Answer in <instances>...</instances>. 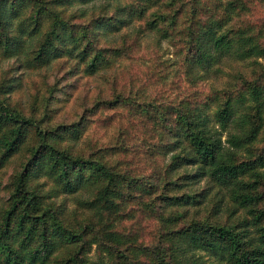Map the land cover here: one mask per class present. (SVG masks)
Segmentation results:
<instances>
[{"label": "trees", "instance_id": "16d2710c", "mask_svg": "<svg viewBox=\"0 0 264 264\" xmlns=\"http://www.w3.org/2000/svg\"><path fill=\"white\" fill-rule=\"evenodd\" d=\"M263 11L264 0H0V57L14 58L24 69L43 68L66 54L65 60L74 61L68 60L70 79L123 63L119 71L132 89L145 81L137 77L141 70L155 77L163 69L192 83L199 71L228 77L219 102L196 92L176 105L136 91L105 100L92 115L118 108L121 117L107 116L108 124H101L109 128L123 117L127 123L114 144L100 145L87 157L77 153L87 116L42 127L27 115L30 105L13 100L20 78H2L0 170L13 157L23 160L11 164L5 205L0 199V264H198L183 255L187 249L224 264H264ZM147 15L148 31L177 39V58L126 71V60H138L139 32L122 34L128 42L119 47H102L100 39ZM138 119L149 120L152 130L139 139L136 153L124 143ZM205 177L209 188L201 196L217 187L234 213L246 212L244 226L259 231L257 237H249L248 228L240 233L208 221L162 228L169 223L164 211L195 202L190 192ZM145 220L157 221L156 232H144ZM93 245L97 262L89 255Z\"/></svg>", "mask_w": 264, "mask_h": 264}, {"label": "rangeland", "instance_id": "374dc122", "mask_svg": "<svg viewBox=\"0 0 264 264\" xmlns=\"http://www.w3.org/2000/svg\"><path fill=\"white\" fill-rule=\"evenodd\" d=\"M90 3L87 8L96 6ZM260 11V10H259ZM151 12V11H149ZM95 15L100 12V9L94 11ZM108 14H112V11ZM264 15V11L260 16ZM152 16H145L134 20L131 26H125L118 33L104 36L100 39V46H121L125 40V44L128 42L124 39L123 35L135 34L137 39V46L139 50H136L138 60H126L124 63L125 70H130L134 64L142 67L147 66L152 61L160 60L161 63L166 64L168 61H174L177 58V52L179 49V43L177 39H161L158 32H150L147 29V22ZM84 22V21H83ZM86 22V21H85ZM140 30V31H139ZM123 34V35H122ZM112 41V42H110ZM127 41V42H126ZM66 54L62 58L52 61L49 65L39 69H24L19 66V63L14 58L3 59L0 57V81L2 78H20L15 81V85L18 86L13 91V100H17L22 107L30 105L31 109L27 112V115H32L36 121H42V127L54 129L58 125H68L74 122H78L82 115L87 116V129H82L81 137L77 144V153L85 154L84 157L90 156L91 151L94 148L101 147L100 145L107 146L115 143V138L118 135L119 127L127 123L126 118H119L111 124V127L105 128L102 124H108L105 120L109 117H121L118 113L119 109L115 111L104 109L97 115H92L99 105L103 106L105 100H113L117 96H130L136 93L141 94L144 92L147 96L156 99H163L165 102L176 105L180 100L185 97L191 98L193 93H197L202 99L216 98L218 102L223 100L221 97L223 83L228 80L226 74H212L206 71H199L200 79L192 83L189 78L173 77L172 74H165L164 70L155 71L153 68L151 72H157V76L151 77L150 73L145 74L141 70L142 74L137 75L141 78L144 76L145 81L142 83H133V89L128 83V78L119 71L120 68H111L105 73L100 72L93 76H87L82 72L76 77L69 78L71 67L68 60H65ZM74 60V59H73ZM151 60V62L149 61ZM74 62L72 60H69ZM12 68V69H11ZM226 72L230 69H225ZM165 74L162 76L161 74ZM103 74V75H102ZM17 76V77H16ZM172 81V83H170ZM138 90V91H137ZM177 97V98H174ZM209 115V114H208ZM98 120L97 122H95ZM86 120L84 121V123ZM100 122V123H98ZM102 123V124H101ZM133 137L127 140L126 144L133 152H140L137 150L141 143L139 139L146 137V131L152 130V123L148 120H136L130 127ZM225 136H223L224 138ZM262 141L260 146H264V133L261 136ZM102 143V144H101ZM134 153V155L136 154ZM20 157L23 160L22 155L13 157L6 166L0 170V199H2L5 205L6 199L9 196V191L4 190V184L7 181L9 174L11 173V164ZM109 162L114 161V157H108ZM22 168V165L19 167ZM43 178V177H41ZM209 179L208 177L201 178L197 181L190 192L195 196V202L190 205L182 207L167 208L163 215L169 220V223L164 224L163 229L173 228L179 230L186 228L191 222L194 221H208L211 223H220L233 226L235 231L243 233L247 226H244V222L248 220L249 216L244 210H240L236 213L233 212L234 206L230 204L227 197L218 194L217 187H212L209 194L201 196V193L207 190ZM48 185H45L47 188ZM186 192L184 189L180 191L171 192L174 195L182 194ZM159 204V203H158ZM73 207V206H71ZM157 210H161L158 205ZM175 216V219L172 217ZM177 216V217H176ZM155 227H158L157 221L149 220L144 222L142 228L145 233L149 232V235L156 232ZM165 229V230H166ZM249 237H257L260 233L256 231L252 226L248 228ZM163 232V230H161ZM159 234L158 230L157 233ZM144 238L150 236H143ZM96 247L92 246L89 252L92 262H97ZM185 257H191L195 263L198 264H224L218 261L213 255L202 250H189L184 251Z\"/></svg>", "mask_w": 264, "mask_h": 264}]
</instances>
